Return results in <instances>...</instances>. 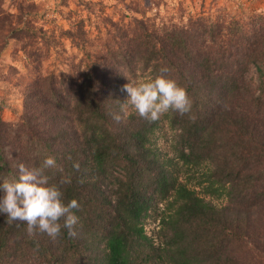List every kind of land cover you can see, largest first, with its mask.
<instances>
[{"label":"trees","instance_id":"1","mask_svg":"<svg viewBox=\"0 0 264 264\" xmlns=\"http://www.w3.org/2000/svg\"><path fill=\"white\" fill-rule=\"evenodd\" d=\"M6 2L24 72L3 78L22 108L0 116V264H264V10L113 0L93 39L95 3L49 31Z\"/></svg>","mask_w":264,"mask_h":264},{"label":"rangeland","instance_id":"2","mask_svg":"<svg viewBox=\"0 0 264 264\" xmlns=\"http://www.w3.org/2000/svg\"><path fill=\"white\" fill-rule=\"evenodd\" d=\"M22 0H17L20 2ZM28 3H34L37 6L38 14L36 18L39 25L45 27L46 30L69 29L73 23H77L81 19H86L89 12L86 10L87 4L95 3L92 6L93 14H91L92 24L88 27L91 31V37L94 39L98 36L97 24L101 20L100 16H111L115 20L119 19L117 12L114 10L113 0H24ZM166 4L161 8V16L166 19H175L179 21L181 13H185L184 19L189 15L207 14L211 12L212 5L223 3L226 6L227 13L230 15H246L253 10H264V0H165ZM11 0H7L6 9L10 12L17 13L16 7H11ZM13 5V4H12ZM119 8V6H118ZM125 13V12H123ZM101 24V23H100ZM102 25V24H101ZM104 37V33L101 34ZM97 44V43H96ZM64 45L69 55L81 58L83 54L72 44L66 40ZM14 44L11 43L0 56V116L6 121H16L22 108V94L15 82H5V75H8L10 67L24 72L22 53L14 54ZM46 68L66 72L68 66L63 62L55 61L45 64ZM154 226V225H153ZM152 226V227H153Z\"/></svg>","mask_w":264,"mask_h":264}]
</instances>
